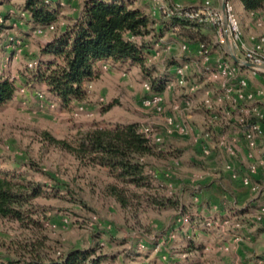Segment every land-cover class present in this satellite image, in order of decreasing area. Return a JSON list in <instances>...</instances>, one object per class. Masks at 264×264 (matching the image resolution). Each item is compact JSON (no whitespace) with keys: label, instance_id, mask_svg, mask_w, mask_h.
Listing matches in <instances>:
<instances>
[{"label":"rangeland","instance_id":"374dc122","mask_svg":"<svg viewBox=\"0 0 264 264\" xmlns=\"http://www.w3.org/2000/svg\"><path fill=\"white\" fill-rule=\"evenodd\" d=\"M85 1H57L63 14L58 19V28L55 26L56 29L49 30L35 29L27 23L22 10L23 0H0V75L22 76L39 55L41 46L60 31V26L71 24V11L82 6ZM129 1L149 14L162 15L154 13L155 7H159L154 0ZM177 1L184 7L189 5L187 0ZM205 1L201 0L200 5ZM209 1L214 7L223 8L220 2L214 5L212 0ZM227 2L233 7L240 25L242 21L241 30L246 25V37L243 30L242 36L249 47L264 38V13L256 20L242 18L244 8L240 5L243 9H239L233 0ZM162 3L170 7L174 0H164ZM204 32L208 33V30ZM168 34L165 36L169 40L174 33ZM208 34L213 39L214 34ZM167 39H163L160 46L153 49L159 48V55L148 64L147 68H153L149 79L139 67L122 71L114 67V73L109 75L112 71L102 66L99 78L87 84L88 95L83 102L64 107L46 91L44 85L32 87L20 83L14 99L0 108V170L22 174L44 190L33 203V223L25 226L0 218V256L5 261L27 264L35 254L43 258H59L70 250L93 248L105 256L103 264H242L237 262L233 247L240 243L241 248L243 245L253 248L254 245H249L252 243V232L248 228L263 223L257 222L254 216L251 217L253 223L237 216L221 217L215 206L219 204L217 202L221 203L222 192L215 190V195L211 193L216 204L206 201L199 194L201 188L212 181H221L224 173L231 177L227 165L234 167L233 162L222 165L224 159L211 161V156L200 154L194 148L195 139L190 133L181 137L177 133L169 135L167 132L166 116L172 115L176 118V125L189 124L205 138L199 121H196L197 125H192L181 119L182 116L185 119V115H192L198 102L186 109V106L181 105L180 96L175 90H166L163 95L166 113H158L143 104L148 96L144 89L148 80L153 82L167 78L169 63L174 61L177 64L179 57L181 62L188 61L189 56L178 45L173 48L174 45ZM218 45L223 46L224 43ZM229 48H213L211 60L216 62L226 59L233 63V52ZM235 55L245 61L240 53ZM187 63L186 90L208 80L191 62ZM217 83L208 82L213 88L216 87L214 100L221 94L216 90L219 86ZM169 94L175 96V101H167ZM196 94L203 98L201 87H198ZM177 103L181 107L174 110ZM214 103L213 115L218 116L224 124L229 117L223 118L225 115L221 113V103ZM204 110L210 113L206 107ZM130 123H137L143 130H148L151 136L152 133L161 136L164 155L148 159L150 169L156 173L154 181L160 184L159 187L148 193L130 187L143 197L124 209L110 194V187L117 185L123 188L122 182L113 180L102 167L81 164L56 142L72 145L90 128ZM212 126L215 128L213 123ZM175 150L180 151L178 159L172 156ZM220 155L216 151L214 157ZM210 162L218 164L220 168L210 167ZM246 167L248 170V164ZM262 169L254 176L259 175ZM247 176L252 180L251 174ZM257 185L258 192L250 189L254 196L261 192L260 184ZM195 192L199 194L198 199L193 196ZM148 195L159 200L173 199L179 206L171 209L155 208L149 204ZM246 208L253 207L247 204ZM209 222L211 225H208ZM191 241L204 247V252H187ZM258 259L260 257L257 254L249 258L254 262L252 264Z\"/></svg>","mask_w":264,"mask_h":264},{"label":"trees","instance_id":"16d2710c","mask_svg":"<svg viewBox=\"0 0 264 264\" xmlns=\"http://www.w3.org/2000/svg\"><path fill=\"white\" fill-rule=\"evenodd\" d=\"M57 1L23 0L22 10L27 23L35 29H47L51 25L58 28V19L63 11ZM187 1L189 5L185 10L203 5H200L201 0ZM237 1L254 20L264 13V0ZM60 27L63 30L56 32L41 46L39 55L33 59L37 63L34 68L27 69L19 79L9 74L0 75V108L14 99L20 83L32 87L44 85L46 91L64 107L83 102L88 95L87 84L99 78L97 65L101 61L139 67L149 79L153 68L147 67L153 60V49L166 34L173 32L184 43L209 47L212 39L208 33L215 34L216 31L212 25H202L184 15L178 14L169 20L164 15L149 14L129 0H86L75 21ZM204 30H208V33ZM167 76L164 80L147 81L154 93L165 92L171 78L168 73ZM250 119L251 123H264V119ZM56 143L62 145L81 164L102 167L113 180L122 182L124 187L113 185L110 194L124 209L131 206L134 200L142 199L143 195L136 190L148 193L160 185L154 181L148 159L163 156L161 147L164 144L152 145L137 123L96 126L82 133L72 145L59 141ZM172 153L176 159L180 157L179 150ZM43 191L41 186L22 174L0 170V218L25 226L33 223V203ZM193 196L199 198L197 192ZM147 199L155 208L171 209L179 206L173 199L159 200L152 196ZM189 247L187 252L202 248L192 241ZM104 259L105 256L96 249H74L59 258H43L35 254L27 264H103ZM0 264L13 262H7L0 256Z\"/></svg>","mask_w":264,"mask_h":264},{"label":"built area","instance_id":"2783aa9c","mask_svg":"<svg viewBox=\"0 0 264 264\" xmlns=\"http://www.w3.org/2000/svg\"><path fill=\"white\" fill-rule=\"evenodd\" d=\"M159 7L154 9V13L159 12L164 15L167 19H171L175 15H184L187 18L197 21L202 25H212L216 31L212 39V44L209 47H205L203 44H181V51L189 56L188 61H183L180 64H176L173 67L167 69V73L170 75V79L167 82V90H175L180 96L181 105L186 106V109H190L197 103L196 91L198 86H192L186 90L187 78L186 74L189 70L187 62H191L194 67L197 68L200 74H204L207 82L217 83L216 80H220L217 85V91L221 94L217 100H214V96L208 94L204 100V106L211 112V123L215 126L220 122L218 116L213 115V104L214 102L221 103L225 109V116L231 118L233 111H239V116L236 118V124L241 128V136L246 141L248 151L246 155V161H248V172L252 176L264 167V159H259L256 155V151L260 144V139L264 136V130L260 122L251 123V117H257L264 119L262 113L256 110L248 111L245 104L247 102H253L259 99L264 101V89H259L255 92H249V81L246 76L243 75L244 66L236 63H230L226 59L217 60L213 62L212 49L214 46H219V43L230 44L233 54L240 53L245 62H250L257 66V68H251L250 71L254 76L260 75L264 79V38L255 41L251 47H249L242 36L241 25L234 13L233 7L227 0L224 1V6L218 9L212 6L209 0H206L200 7L185 10V7L179 4L177 0H174V4L170 7L164 5V0H154ZM260 25V22L258 23ZM54 30L55 25H51L49 28ZM160 45H157L159 47ZM156 49V48H155ZM159 48L154 50L153 59H156L159 55ZM199 61V62H198ZM37 65L36 62L30 63V68H34ZM201 65V66H200ZM108 69V67H105ZM125 75V74H123ZM185 88V89H183ZM144 89L148 96L143 100V104L147 107L154 108L158 113H166V107L164 106L163 94L154 93L152 86L149 82L144 84ZM194 97V98H193ZM181 106L177 103L174 106V110H177ZM166 125L169 127L167 132L169 135L177 133L181 137L188 136L195 139V145L200 146V152L204 156H211L212 150L207 142L211 141V132L205 133V138H202L195 127L188 124L176 125V118L172 115L166 116ZM140 131L146 136L150 143L154 146H161L163 144V138L161 136H155L152 133L148 134V130ZM219 146L224 149L230 156L235 157L238 154V139L231 135L221 132L218 138ZM233 145V146H232ZM227 169L231 172V178L237 179L239 174L236 173L233 165L228 164ZM153 176H156L155 172H151ZM244 186L249 187L253 192L259 191V186L253 183L252 180L246 175L241 178ZM254 218L259 223H264V204L261 205ZM187 219V218H186ZM185 219V221H186ZM208 225H211L210 222ZM258 264H264V258L259 260Z\"/></svg>","mask_w":264,"mask_h":264},{"label":"crops","instance_id":"0c3cea01","mask_svg":"<svg viewBox=\"0 0 264 264\" xmlns=\"http://www.w3.org/2000/svg\"><path fill=\"white\" fill-rule=\"evenodd\" d=\"M59 1V0H58ZM234 3L236 4V6L239 7V9H243L242 7H240V3L237 0H233ZM216 2H220V7H223V0H212V3L214 5H216ZM59 3V2H58ZM84 4V3H83ZM82 4V6H83ZM62 5L63 2H62ZM219 5V4H218ZM82 6L73 9L71 11V15L69 16L70 19H72V22L75 21V19L77 18V16L79 15V13L82 10ZM242 18L246 17L249 18L251 20H254V18H252L251 16H249L245 10H243L242 12ZM63 14V13H61ZM60 18V16H59ZM68 22V21H67ZM241 25H242V21H241ZM63 30L62 28L60 29V31ZM242 30H243V34L246 37V25H245V29H244V25L242 26ZM245 30V31H244ZM29 33V32H28ZM169 34H166V36ZM163 37L160 40V43L162 42V40H166L167 38ZM212 39V37H211ZM167 41H170L169 43L171 45H174V47H177L176 45H178L181 48V44L184 43L182 39L176 37L175 35L171 36V38H169V40L167 39ZM160 45V44H159ZM192 45V44H191ZM230 47L229 42L227 41L223 46H214L213 48L215 49H222V47L226 48V47ZM154 48H157V46L155 45ZM230 49V48H229ZM214 50H212V57H213V52ZM179 59V64L181 63L180 57L177 58V60ZM189 60V58H188ZM215 62V61H213ZM177 63V64H178ZM169 64V68L173 67L174 65H176V63L174 61H171ZM105 66V67H109L108 70L112 71L109 72V75H112L114 73V67L118 68V70L120 69L122 70H134L135 67H128V66H120V64H113L111 61H101L100 63H98L97 67L99 68V71L101 70V67ZM251 68H247L245 70H243V75L246 76V78L249 81V88L248 91L249 92H255L259 89H264V79L258 75V76H254L252 74V72L250 71ZM167 70V69H166ZM101 72V71H100ZM17 78L19 79V76H17ZM19 84V83H18ZM198 85V84H197ZM213 85L208 84L207 81L202 82L198 85V87H201V91L203 93V95H201V97L203 98H199L198 97V93L196 94L197 98V102L198 104L195 106L194 111L191 112L192 115H185V119L184 116L181 117L182 121L184 120V122H191L192 125H197L196 121L200 122L199 125L201 127V130L206 132H211L212 135V139L211 141H209V145L212 147H210V149L212 150V154L211 157L209 159H212L211 161H214L213 159H224L222 165L226 162L228 163L233 162L234 164V168L236 170V172L239 174V177L237 179H232L230 177V175L228 173H224L221 176V181L218 180H214L212 181L211 184H208L207 186H204L201 188L202 191L199 192V194L202 195V197L204 199H206V201L212 203V204H216V199H214L211 195L216 194L215 190L221 191L222 192V196L220 197L222 199L221 203H219L217 206H215L216 210H219L221 217H225V216H237L239 218H245L247 219L246 221L252 222V218L254 216V213H256V209H258L261 205L264 204V169L261 170V173H259V175L257 176H253L252 177V181L253 183H259L261 186V192L259 193V195L254 196V194L251 192L250 188L247 186H244L241 178L246 176L247 174H249L247 167H246V155H247V151H248V147H247V143L246 141L242 138L241 136V129L237 126L236 124V118L239 116L238 112L239 111H233V115L231 116V118H229V120H225V123H222V120H220V122L217 124V126H215V128L212 126L211 123V119L209 116L210 113L205 112V106L203 104L204 100L206 99V97L208 96V94H211V96H213L214 92H215V86L214 88L212 87ZM167 90V89H166ZM166 90L164 93H166ZM217 90V89H216ZM168 91V90H167ZM163 93V95H164ZM200 93V91H199ZM169 96V97H168ZM167 101L173 102L175 101V96H173V94H169L167 95ZM247 110L249 111H253L256 110L259 113H262L263 117H264V101H260L259 99H257L256 101L253 102H247L245 104ZM221 113L223 115H225V109L223 108V106H221ZM197 118H199V120H197ZM222 118V117H221ZM223 118H226L223 117ZM227 119V118H226ZM263 130H264V123L262 124ZM230 132L228 133L229 135H231L232 137H236L238 139V154L235 157L229 156L227 154V152L222 149L219 144H218V138H219V134L221 132ZM207 143V144H208ZM194 148H196V150L201 154L200 152V146L198 145H194ZM219 152L221 155L220 157H214L216 156V151ZM256 155L262 159H264V137L262 138V140L260 141L259 147L256 151ZM218 160H216L217 162ZM210 167L212 168H220L218 164H212V162H210ZM223 167V166H222ZM221 183L223 185H221ZM259 186V185H258ZM218 196H220L218 194ZM218 201V200H217ZM247 204L251 205V207L253 208H246ZM252 217V218H251ZM253 223V222H252ZM251 226L248 228V230L250 232H252L251 235V239H252V243H250L249 245H254L253 248L248 247V246H242L241 248V244L239 243L236 246L233 247V249L235 250V255H237L238 260L237 262H241L242 264H252L254 263L253 261H250L249 258H251L254 254H257V256L260 257V259L255 260V264L259 263V260H262L264 258V223L263 225H255ZM204 247L201 248L200 251L201 253L204 252L203 250ZM233 250V252H234ZM198 251H194V252H198ZM237 259V258H236ZM241 260V261H240Z\"/></svg>","mask_w":264,"mask_h":264},{"label":"water","instance_id":"95a60500","mask_svg":"<svg viewBox=\"0 0 264 264\" xmlns=\"http://www.w3.org/2000/svg\"><path fill=\"white\" fill-rule=\"evenodd\" d=\"M231 56H232L234 62L236 64H238V65L244 66L246 68H257L256 65H254V64H252L250 62H245V61L239 59L235 54H232Z\"/></svg>","mask_w":264,"mask_h":264}]
</instances>
